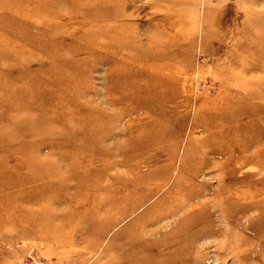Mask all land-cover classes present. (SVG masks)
Masks as SVG:
<instances>
[{"label": "rangeland", "instance_id": "obj_1", "mask_svg": "<svg viewBox=\"0 0 264 264\" xmlns=\"http://www.w3.org/2000/svg\"><path fill=\"white\" fill-rule=\"evenodd\" d=\"M0 5V264H264V171L219 192L205 129L264 95V0ZM89 127L105 149L153 132L159 147L95 156Z\"/></svg>", "mask_w": 264, "mask_h": 264}, {"label": "bare ground", "instance_id": "obj_2", "mask_svg": "<svg viewBox=\"0 0 264 264\" xmlns=\"http://www.w3.org/2000/svg\"><path fill=\"white\" fill-rule=\"evenodd\" d=\"M5 10H7V6L0 5V12ZM30 14L34 15L36 13L33 10ZM115 17L120 18V15L117 14ZM99 18L103 19L104 17ZM250 96L251 97H248L247 99L236 98L234 101H231V103H228V101L221 103L219 106H223V108H221L223 111L218 114H211L208 118L210 120H208L205 125L206 127L203 126L205 129L208 128L212 130V132H216L215 135L218 138L217 143L212 142L211 139L205 140L204 147H211L212 144L210 145V142L214 143V150L216 152L223 150L220 152L222 155L219 157V161H221L220 159L223 161H221L218 165L216 164L213 167H209L211 168L210 170L216 172L218 169L217 166L220 168L221 179L219 181V192L232 186L229 182L234 181V177L236 175L235 173L239 170L252 166V169L258 173L264 171V112L258 110L255 105H251L254 99L264 98V95L250 94ZM103 114L104 113L99 109L97 111H93L91 113V120L98 121ZM77 132L78 136L86 137L87 141H91L89 144L83 145V147L87 148L90 153L95 156L102 155L104 157H112L116 154L121 157L123 156L124 158H134L141 157L140 153L154 151L159 147L158 142L154 141L157 137L154 132L153 136L149 135V133L145 134L140 143H134L130 140L124 147L115 144L113 147L111 146L110 149H105V146L101 145V141L103 143L107 142L112 134L105 135L102 133L101 128L98 129L89 127L88 129H81ZM70 133L73 134V131ZM250 135H253V138H250ZM72 138L74 139V137ZM115 149L117 150L116 153H114ZM190 150L191 151H188L184 157L186 161L191 160L192 157L198 155L197 153H199V151ZM200 164L203 165L201 161L199 162V166ZM195 172H191L190 176H196L197 174ZM262 190L264 192V187ZM250 192L251 190L249 193ZM251 193L249 194V197L254 198L251 197ZM258 209L260 210V207ZM262 209H264V206H262Z\"/></svg>", "mask_w": 264, "mask_h": 264}, {"label": "built area", "instance_id": "obj_3", "mask_svg": "<svg viewBox=\"0 0 264 264\" xmlns=\"http://www.w3.org/2000/svg\"><path fill=\"white\" fill-rule=\"evenodd\" d=\"M206 85H207V84H206ZM204 89H205V90L208 89V92H210V93L212 92L211 85H210V86H206V87H204ZM33 258H34V257H32V256L30 255V258H29V259L27 258L25 262H26L27 264H32ZM37 264H44V263H43L42 260H39V262H37Z\"/></svg>", "mask_w": 264, "mask_h": 264}]
</instances>
